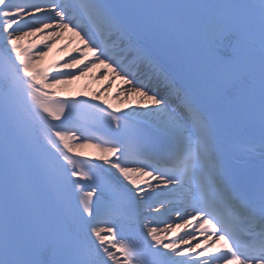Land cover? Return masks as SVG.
<instances>
[{
  "label": "snow or ice",
  "instance_id": "snow-or-ice-1",
  "mask_svg": "<svg viewBox=\"0 0 264 264\" xmlns=\"http://www.w3.org/2000/svg\"><path fill=\"white\" fill-rule=\"evenodd\" d=\"M0 264H264V0H0Z\"/></svg>",
  "mask_w": 264,
  "mask_h": 264
},
{
  "label": "bare ground",
  "instance_id": "bare-ground-1",
  "mask_svg": "<svg viewBox=\"0 0 264 264\" xmlns=\"http://www.w3.org/2000/svg\"><path fill=\"white\" fill-rule=\"evenodd\" d=\"M58 47L59 46H57V48H54L52 50V52L46 58V61H45L46 63L50 62L53 59H55V57L57 55H59ZM118 84H119V81H117L116 84L113 85V92H115L116 87H117ZM70 87H71V90L73 92H77V91H80V92L90 91L91 92V91L95 90L96 88L100 87V82L95 81V80H91L89 78H83L80 81L74 82ZM113 102H115V100H113ZM83 151H86L88 153H92L95 150L91 149V148H87V149H84ZM193 243H196V241H193Z\"/></svg>",
  "mask_w": 264,
  "mask_h": 264
}]
</instances>
